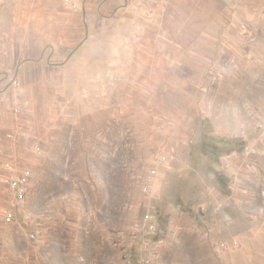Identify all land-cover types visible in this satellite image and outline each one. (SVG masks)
<instances>
[{"label":"rangeland","instance_id":"obj_1","mask_svg":"<svg viewBox=\"0 0 264 264\" xmlns=\"http://www.w3.org/2000/svg\"><path fill=\"white\" fill-rule=\"evenodd\" d=\"M20 1L0 0V90L15 93L5 119L26 122L34 177L25 202L0 196V264H264V0H251L245 18V0L235 1L218 56L204 39L203 59L190 57L198 79L122 103L117 115L98 87L91 96L69 84L67 55L54 54L69 41L60 34L73 33L75 46L79 29L113 34L114 14L84 29L58 21L46 0ZM39 46L44 62L30 66ZM19 48L20 77L4 62ZM147 213L158 231L145 237Z\"/></svg>","mask_w":264,"mask_h":264},{"label":"crops","instance_id":"obj_2","mask_svg":"<svg viewBox=\"0 0 264 264\" xmlns=\"http://www.w3.org/2000/svg\"><path fill=\"white\" fill-rule=\"evenodd\" d=\"M21 1L19 6L26 7L25 3L28 2ZM43 1L36 0L34 3L42 7ZM75 1L80 8L78 10L66 8L65 0L44 2L46 6L49 4L58 21L64 22V17H72L80 21L84 29L85 23H103L108 13H112L110 16L114 14L117 29L109 36L101 30L88 32L79 29L74 33V39L76 34L82 35V38L76 46L75 42L70 41L73 33L60 34L59 38L69 41L64 49H57L54 54L67 55L62 63H65L63 66L68 71L69 84L82 85L91 96L94 93L96 95L94 88L98 87V102L104 107L108 101L113 102V110L109 112H115L116 115L123 112L122 103H136L140 100L149 103L163 86H184L198 79L196 71L202 70L201 62L193 64L190 57L193 56L195 61L203 59L204 39L212 40L211 47L215 48H212V56H218V40L222 35L225 37L230 34L228 31L223 32L221 28L238 15L234 13L236 0H153L151 15H148L146 9L134 14L124 0ZM252 5L254 6L251 0L242 3L243 8H248L246 14L243 12V18L249 17ZM41 12L42 9L34 15H40ZM69 21L68 19L67 24ZM107 38L114 40L113 45L111 42L108 44ZM37 52H40L39 57L35 58L37 62H30V66H40L44 62L43 56L47 50L39 46ZM24 53L25 50L19 48L15 59L4 60L8 68L12 62L15 63L12 70L19 77L26 76L28 70ZM190 71L195 73L191 74ZM5 83L0 75V87L8 85ZM13 94L15 95L11 87L6 91L0 90V196L3 191L12 195L7 181V166L29 165L21 148L23 133L28 134L26 122H18L19 126L16 124L15 127L11 120L5 119L12 112L9 105H6L5 98ZM13 111L18 115L19 108L16 107ZM12 114L10 113L11 116Z\"/></svg>","mask_w":264,"mask_h":264},{"label":"built area","instance_id":"obj_3","mask_svg":"<svg viewBox=\"0 0 264 264\" xmlns=\"http://www.w3.org/2000/svg\"><path fill=\"white\" fill-rule=\"evenodd\" d=\"M126 6H128L134 14H138L142 9H146L148 15L153 12L152 4L153 0H124ZM66 7L71 10H78L79 6L75 0H65ZM12 83L15 87H19L21 82L17 78H13ZM7 181L10 186V190L15 198V203H23L27 199L30 192V183L34 177L33 169L30 165H24L20 167L7 166ZM157 169L150 170L149 181H151L156 175ZM14 217L13 211L7 210L5 212V218L7 221H11ZM158 231L157 222L153 219L151 214L145 215V228L143 229V235L148 237L152 234H156ZM36 233L33 232L31 237H35Z\"/></svg>","mask_w":264,"mask_h":264}]
</instances>
